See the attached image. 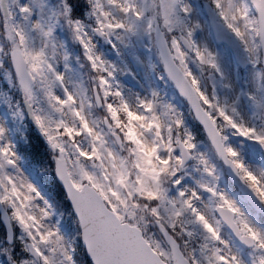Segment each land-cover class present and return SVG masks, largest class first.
<instances>
[{
    "label": "snow or ice",
    "instance_id": "6c2138e0",
    "mask_svg": "<svg viewBox=\"0 0 264 264\" xmlns=\"http://www.w3.org/2000/svg\"><path fill=\"white\" fill-rule=\"evenodd\" d=\"M0 264H264V0H0Z\"/></svg>",
    "mask_w": 264,
    "mask_h": 264
}]
</instances>
